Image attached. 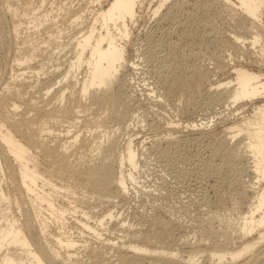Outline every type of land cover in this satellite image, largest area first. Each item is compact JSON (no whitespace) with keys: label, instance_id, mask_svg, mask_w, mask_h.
I'll use <instances>...</instances> for the list:
<instances>
[{"label":"bare ground","instance_id":"6f19581e","mask_svg":"<svg viewBox=\"0 0 264 264\" xmlns=\"http://www.w3.org/2000/svg\"><path fill=\"white\" fill-rule=\"evenodd\" d=\"M169 1L158 0L151 8V17L162 14ZM201 1L204 7L200 13L206 11L208 5V0ZM225 1L255 20L264 5V0ZM82 2L85 5L77 9L63 8L64 13L69 14L67 20L65 14V21H40L27 36L19 37L22 45H26L42 31L40 26H44L48 41L42 43L54 41L55 47L36 44L28 48L31 44L26 47L18 43L21 46L17 47L18 55L11 65L14 73L7 81H0V264H264V249H261L264 243V103L261 100L264 98V73L238 65L232 67L234 80L211 82L206 94L212 96L213 102L233 106L240 101L259 99L252 119L244 118L241 123L228 126L217 140L213 133L206 131L208 122L198 123L200 121L194 119L180 124L179 121L164 120L158 113L148 121L144 112H150V109L146 106L148 103L144 108L141 100L151 98L155 89L138 84L140 81L135 76L139 62L130 59L127 39L131 35L129 25L135 23L138 9L145 5L150 7L154 1ZM194 6H188L185 0H175L166 7L163 17L167 19L186 9V15L193 17ZM7 9L16 20L17 12ZM87 11L92 14L89 20L84 19ZM73 23L84 27L74 26L73 31L78 35H72L62 46L58 40L64 28ZM18 26L19 22L17 31ZM240 39L237 38V42ZM259 41L258 35L253 36L251 46L258 45ZM72 46L73 59L63 74L58 68L46 70L43 64L33 61L37 54L47 52L49 64L52 56H58L55 50L62 52ZM152 62V77L158 79L161 84L158 85L166 90V94L176 90L191 91L192 82L200 76L197 68L185 66L183 58L176 63L173 55H161ZM83 64L84 71L80 72ZM128 70L132 72L126 74ZM79 74L82 77L79 78ZM30 86L36 89L37 96L27 98L26 88ZM191 107L195 114L197 109ZM102 108L106 109L105 117L97 127L105 128V137L90 138L92 130L83 134L74 131L79 122L96 124V117L86 116L90 111ZM189 108L183 109L184 116ZM65 123L68 124L66 133H52V125ZM144 124L152 132L164 134L155 141L153 150L162 160L184 144L206 143L213 156L225 157L232 165L241 166L233 183L218 167L205 171L207 176L231 184L236 190L241 202L237 206V216V209L233 210L230 204L229 218L237 222L235 235L226 232L221 239L219 232L211 228L218 214L223 212L206 217L208 224L201 222V238L193 243L184 235L183 229L187 225L172 219L167 214L169 211L151 212L149 214L154 215L149 216L140 209L143 211L135 210L133 214L134 223L140 227L123 235L116 234V242L112 239L110 224L119 225L123 231L125 224L130 222H125L117 207L120 205L118 200L130 196V186L137 183L136 172L141 159L135 146V134L131 133ZM174 132H189L196 136L186 138L183 134L185 139L178 140L172 136ZM122 138L124 144L122 150H118ZM35 156L43 159L44 169L35 162ZM52 173H69V178L55 183ZM243 173L251 179L243 182L240 176ZM216 190L218 192V186ZM142 194L152 195L150 190ZM91 199L95 200L96 208L104 210L101 217H95L89 210ZM243 205L247 207L245 211ZM225 207L223 210L227 211L229 206Z\"/></svg>","mask_w":264,"mask_h":264},{"label":"rangeland","instance_id":"374dc122","mask_svg":"<svg viewBox=\"0 0 264 264\" xmlns=\"http://www.w3.org/2000/svg\"><path fill=\"white\" fill-rule=\"evenodd\" d=\"M1 1L0 4L2 5L0 6L4 8H2L3 10L0 8V81H7L14 73L11 69V65L17 58V47L22 45V40H20L19 37L27 36L29 32L34 30V25L40 21L46 20L49 22L57 19L59 21L67 20L69 14L67 15L66 12L64 13L63 8L65 7L71 6L73 10L85 5L84 2L81 3V0ZM153 1L150 7L145 5L143 8L138 9L137 18L134 21L135 23L129 25L131 35L130 38L127 39L128 55L130 59L139 62L137 64L139 71H136L137 75L135 76L136 80H138V82L140 81L138 84H143V86L146 85L145 87L148 89H155V93H151V98L148 97V99H144V101L141 100L144 108L147 106V108L150 109V112H144V115L148 116V121L150 117L153 118L158 113L160 115L162 114L161 116L164 120H175L179 121L180 124L184 120L194 119L200 121L198 123L203 122L207 124L208 122L209 126H207L208 128L206 127V131L213 133L214 138L217 140L222 137L228 126L241 123L244 118L252 119L255 115L254 110L256 105H258L257 101H259V99L244 100L238 102V104H233V106H228L226 103L213 102L211 99L212 96H208L206 93L212 81H216L217 79L222 81L234 80L235 72L232 67L241 65V67L247 70L264 73V52L262 51L264 50V5L262 6L259 18L255 20L248 14L237 9V6L234 7L225 0H208V5L206 6L207 10L202 13H200V10L204 7V3L201 0H185L188 6L192 4L195 5L193 8V17L186 15L187 12L185 11L188 10L186 9L185 11L180 10L176 14L164 19L163 14L167 11L166 7L170 4L172 5L175 0L167 2L163 11L161 10L163 13L161 14L160 12L157 16H153L152 18L151 14H153V12H151V8L155 6L158 0ZM8 7L17 12L16 20L12 16V13L8 12ZM87 12L88 13L85 12V20H89V17L91 19L92 14L89 11ZM65 14L66 17L64 18ZM63 18L65 20H63ZM33 20L35 21L33 22ZM18 22L19 26L17 31ZM74 26L84 27V25H78V23H73L72 26L65 27L63 35L58 40L62 46L70 41L72 35H78L73 31ZM40 28L43 32H39L33 36L27 44L25 43L27 46L31 44L28 48L36 46V44H40V47H46L47 45L55 47L54 41L50 42V44L42 43L48 41V38L44 33L46 27L40 26ZM37 35L41 36L39 37ZM255 35L259 36L260 41L258 45L252 47L251 40H253V36ZM237 38H241L239 42H237ZM18 43H21V45ZM135 49H138V51L136 52ZM55 51L58 53H56L58 56H52V62L49 64L47 52L37 54V57L33 61L38 62L37 64L39 65L40 63L43 64L46 70L58 68L59 72L63 74L69 69L70 61L73 59V46L62 50V52H59V50ZM148 53L151 54L149 55ZM166 54L173 55L176 63L183 58L186 62L185 66L191 69L194 67L198 69L200 76L192 82L191 91L182 92L176 90L171 94H166V90L164 89V92V90H162L163 87L159 86L161 84L158 79H155L154 76L152 77V61L157 60L158 56L161 57L162 55L163 57ZM57 64H61L60 67H58ZM83 68L84 64L80 72L84 71ZM26 71L28 70L26 69ZM131 72L132 70H128L126 74ZM80 77H82V74H79V78ZM138 77L140 79H138ZM31 80H33V78ZM26 89L27 93L25 96L27 98L32 95L37 96L34 87L30 86ZM150 99L152 100V102H150L151 104H149ZM261 100L262 103H264V98ZM155 103H157V106ZM145 104L147 105L145 106ZM188 104L189 107L193 106L197 109V114H192L193 108L191 107L190 109ZM186 108L190 110H187V114L184 116L183 109ZM20 110H23V108ZM156 110H159L160 113ZM105 111V108L90 111L86 117H96L97 123L84 125L79 122L75 125L74 131L83 134L87 133L88 130H92V136L90 138L98 139L103 136V130L105 128L97 127V124L105 117ZM142 113L143 111H141V114ZM152 113L155 114L153 115ZM145 125L146 124H144V126ZM67 126V123L52 125V133L56 135L55 132H57V134L63 132L64 134L67 131ZM144 126L142 125L139 128H135L136 130L131 133L135 134V146L138 148L137 150L141 159V164L138 169L139 172H136L137 183L135 186H130V193L132 194H130V196L128 195L129 198L127 196L125 200H118V205L120 204L117 207L118 212H122V217L125 218V222L128 220L130 222L128 221L129 223L125 224V229L123 231L119 229V225L115 226L110 224L113 232L111 234L112 239L115 238L114 241L116 242V238L120 234H126L140 227V225L134 223L133 214L135 210H144L143 212L149 216L159 211L161 213L169 211L167 214L172 219L174 218L180 223L182 222L181 224L187 225L185 226L186 228L183 229L184 235H187L188 240H192L190 242L193 243L201 238L202 231L199 230L201 222L202 224H208L205 223L207 222L206 217L209 218V215L216 214V212L217 214L218 212H223L222 214H218L219 216L214 221L211 228L219 232L221 239L224 238L223 234L226 232H233V235H235V231H237V222L230 221L229 218L231 214L230 204L231 208L235 210L237 206L239 207V202H241L236 194V190L231 184L223 183L217 180L216 177L212 178L213 176H207L205 171L209 168L218 167L224 177L233 183V179L240 173L239 169L241 166L237 163L236 165H232L225 157L213 156L210 152L211 150L206 147V143L184 144L186 146L182 151L178 150L184 145L179 147L177 151H173L174 153H171L168 158L162 160L154 154L153 150L155 141L162 138L164 134L160 131L152 132L153 130L147 125ZM97 128L101 129L97 130ZM156 133L158 135H156ZM172 134V136H176L178 140H184L185 137L192 138L196 136L189 132H174ZM119 143L118 150H122L124 144L123 138L119 140ZM161 144L165 146L164 143ZM34 160L44 169L43 159L41 157L35 156ZM52 175L55 183L59 182L62 178H69V173H52ZM240 176H242V178L240 177L241 180H245V182L251 179L246 173H243V175L240 174ZM195 184L198 186H195ZM200 185L202 186L198 188ZM216 186H218V192ZM141 188L144 190L147 189L145 191L150 190L152 195L145 196V194H142L145 191ZM197 189L200 191L197 192ZM139 190L142 191L140 192ZM201 190L204 192L202 193ZM65 192L67 194V191ZM199 194H201V196ZM202 195L205 196V201H203ZM199 197L203 203L200 201ZM246 202H248V199ZM225 206H229L227 211L223 210L224 208L226 209ZM245 206H247V203H245ZM88 207H90L89 210L95 217H101L104 214V210L96 208L94 199L90 200ZM245 208L247 207L243 205L242 209L244 210ZM111 209L113 211L116 210L114 207H111ZM237 211L238 209L235 210L236 216ZM151 212L154 214H149ZM131 214L133 216H131ZM233 216L234 218L236 217L235 215ZM201 218L202 220L200 221ZM203 218L205 219L203 220ZM228 221L230 222L228 223ZM177 246V248H180V245ZM262 246L261 249H264V243Z\"/></svg>","mask_w":264,"mask_h":264}]
</instances>
